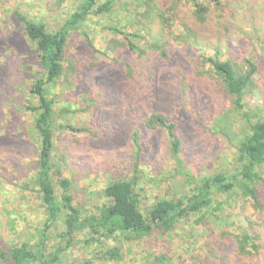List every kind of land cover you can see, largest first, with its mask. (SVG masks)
<instances>
[{
  "label": "rangeland",
  "instance_id": "374dc122",
  "mask_svg": "<svg viewBox=\"0 0 264 264\" xmlns=\"http://www.w3.org/2000/svg\"><path fill=\"white\" fill-rule=\"evenodd\" d=\"M142 1L114 0L109 13L91 15L73 27L66 45V71L49 85L57 122L64 126L55 130L53 155L60 172L70 177L74 204L84 215L98 212L107 201L103 189L114 179L136 180L140 207L147 214L157 200L179 197L217 171H233L236 147L247 134L250 120L264 118V0H220L221 8L211 3L208 18L201 23L194 19L190 0H157L167 24L155 17L146 20L140 11ZM203 1L204 5L210 2ZM75 8L74 0L61 5L57 0H0V245L4 248L25 240L40 241L47 220L35 183L40 141L34 112L28 109L36 105L31 88L43 68L18 12L53 31ZM183 23L194 31L189 39L175 30H182ZM115 26L129 33L138 26L144 38L132 35L131 39L138 50L147 52L127 49L128 39L114 33L111 27ZM110 41L122 48L120 54L109 48ZM149 42L161 44L167 55L149 49ZM215 54L242 66L249 59L257 62L258 71L244 92L241 111L234 109L220 80L209 73L203 56ZM156 112L176 124L179 159L170 153L168 132L147 125ZM58 177L57 173L55 182ZM56 187L59 197L62 189ZM260 194L264 201V187ZM225 196L216 194L215 199ZM224 207L222 218L229 220L230 215L228 223L215 219L206 228L193 224V214L173 231L151 237L128 240L116 234L98 241L87 232L78 233L56 264H83L86 259L94 264H155V256L163 250L171 259L169 264H191L199 251L206 250L208 239L224 229L237 233L249 220L262 234L263 261L264 211L255 212L240 191ZM62 226L59 220L45 231L50 253L67 245L60 241ZM233 243L232 236L230 244H217L230 252ZM114 247H119L121 257H104Z\"/></svg>",
  "mask_w": 264,
  "mask_h": 264
},
{
  "label": "trees",
  "instance_id": "16d2710c",
  "mask_svg": "<svg viewBox=\"0 0 264 264\" xmlns=\"http://www.w3.org/2000/svg\"><path fill=\"white\" fill-rule=\"evenodd\" d=\"M58 4L66 0H57ZM76 8L70 17L60 27L53 31L47 28L44 22L28 19L18 12V16L24 25L26 35L36 44V50L43 68V75L39 76L32 88L31 93L36 100V105H28V109L34 112V127L38 134L40 150L37 161L35 183L39 187L44 207L47 210V220L44 229L40 231V241L31 243L29 240L22 241L18 245L4 248L0 245V263L5 264H56L61 260V254L75 239L78 233L87 232L91 240H104L116 234L123 235L130 240L133 237H151L159 233L165 234L176 229L177 225L184 219L195 214L194 225H206L214 223L215 219L228 223L229 220L222 218L225 205L237 191L245 202H249L255 212L264 211L263 196L260 194L264 187V118L251 121L249 130L237 145L238 156L236 168L231 172L217 171L213 175L204 177L200 182L182 193L179 197L162 198L157 200L147 214L140 207V199L136 190V180L131 177H121L110 181L103 189L107 199L98 209V212L84 215L82 209L74 204V195L71 191L72 181L70 177L60 172L61 165L57 164L53 152L55 148V130L64 128L62 123L57 122L55 111V100L48 95L50 86L54 85L65 73V52L70 30L82 25L89 16L100 15L112 11L114 0H74ZM139 1V0H138ZM159 1V0H158ZM157 0H143V16L146 20L151 17L163 21L165 24L166 14L162 5ZM203 0H190L194 19L198 23L206 21L210 12V4L220 7V0H210L204 5ZM221 8V7H220ZM150 16V17H149ZM140 26V24H138ZM135 27L134 33L123 31L119 27H111L114 33L124 34L128 39L127 49L139 51L144 55L147 49L138 50L132 35L144 38V35ZM180 37L189 39L194 31L186 23L182 24ZM148 28V31L151 30ZM174 30V31H175ZM151 43V42H149ZM115 54H120L121 47L109 42ZM149 49L161 51L162 45L158 42L151 43ZM209 64V73L219 79L224 90L232 98L234 109L241 111L244 107L243 96L246 89L250 87L254 74L258 71L257 62L249 59L244 66L232 59H221L215 56H203ZM115 60H119L115 58ZM114 60V61H115ZM132 72V66L128 65ZM131 77L134 75L131 73ZM49 86V87H48ZM147 125L160 126L169 135L170 153L179 159L181 150V139L171 118L162 112L152 113ZM70 127V126H68ZM73 128V127H71ZM75 130H85L84 127H75ZM180 161V160H179ZM59 174L55 182L56 174ZM56 184L62 189L58 197ZM238 188V189H237ZM216 194L226 195L225 199L217 201ZM224 204V206H223ZM214 217L211 220V217ZM62 221V231L59 232L60 241H66V246L59 245L51 253L47 251V234L49 228ZM241 227L240 231L230 233L222 230L216 237L208 239L204 245L206 250L199 251L193 257L191 264H264L260 256L262 248V234H260L256 223L249 220ZM230 239H229V236ZM234 243L232 251L223 252L218 247V242ZM87 242L89 239L86 240ZM50 253V254H49ZM110 256V257H109ZM104 257L118 260L121 255L119 247L107 249ZM170 257L163 250L155 256V264H169ZM83 264H94L92 259H86Z\"/></svg>",
  "mask_w": 264,
  "mask_h": 264
}]
</instances>
